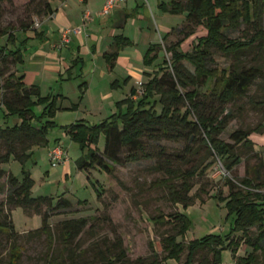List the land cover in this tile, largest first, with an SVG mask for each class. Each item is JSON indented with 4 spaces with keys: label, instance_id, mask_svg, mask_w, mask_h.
<instances>
[{
    "label": "rangeland",
    "instance_id": "obj_1",
    "mask_svg": "<svg viewBox=\"0 0 264 264\" xmlns=\"http://www.w3.org/2000/svg\"><path fill=\"white\" fill-rule=\"evenodd\" d=\"M157 1L155 4L154 0H145V6L151 10L156 23L151 20L149 27H146V21L143 32L138 30V21L129 19L125 35L130 37V44L119 50L112 71H108L104 62L105 47H102L99 53L89 51L91 45L83 47L80 51L75 45H66L59 50L56 40H52L48 35L43 39L40 26L46 23L48 16L32 15L34 10L38 9L37 2H0V31L7 26L14 30V42H9L7 36H1L0 49H18L20 53V60L16 66H10V70H16L17 74L23 76L27 87L33 86L38 91V94L32 95L33 111L37 118L42 115L44 109L54 112L53 117L46 113V117L41 118L44 123H54L53 126H48L47 145L35 148L31 159L23 166L24 170L30 172L34 182L31 195L34 198L52 197L53 204L60 198L70 202L67 209L47 211L45 206L41 209V215L48 214L47 225L54 239L51 254V244L45 235L33 234L42 226L41 215H36L32 209L25 213L20 207L5 205L10 189L5 178L0 181V221L3 220V215H8L15 232L19 234L17 245L20 251L17 264H45L48 254H51L52 258H60L64 264H105L107 258L116 257L120 249L125 252V258L115 261V264H136L137 259H141L144 264L153 260L157 261V264H183L187 255L186 249L179 261L171 258L164 260L165 253L160 240L173 235L174 227L172 224H154L153 218L176 212L185 214L189 227L177 239L184 246L191 240L207 235L224 237L233 222V217L228 216L225 199L217 198L218 195H228L225 179L237 182L248 178L255 180V183L264 184V51L256 48L234 57H226L212 50L213 63L209 65L211 68L240 71L253 66L261 70V75L243 98L223 107L229 118L225 130L219 135L222 141L232 144L230 135L233 132H249L253 145L235 148L240 161L230 173L225 172L221 162L215 161L204 175L193 177L190 180L192 188L188 193L193 197L192 204L183 207L171 201L168 189L160 185L167 175L158 169L157 165L171 159L175 169L187 171L211 162L213 159L198 140L190 143L168 140L152 143L149 145L153 154L151 160H141L123 166L108 162L112 168L111 174L98 169L78 171L76 161L82 154L87 153V148L82 152L77 141L67 134L64 126L75 122L99 125L116 111L115 105L112 110L109 109L108 99L103 95L104 92L102 93L105 83L101 80V73L107 74L110 83L115 79H122L121 87L113 89L112 92L116 103L125 98L127 90L124 79L120 78L119 74L125 73V70L131 71V83H135L136 89L142 91L143 84L147 81L144 72L153 74L164 66V60L168 62L171 58V53L167 51L170 46L181 42L184 33L189 32V37L181 43V50L189 51L196 37L201 34V28L185 24L184 15H171L158 7L161 1L167 3L169 0ZM20 22L30 23L31 29L17 31ZM171 27L174 31L168 32ZM225 34L229 38L243 39L250 36V30L241 25L237 30L225 31ZM149 43L159 45L160 49L153 53V64L145 66L143 59L152 45ZM184 66L193 73L191 65L184 62ZM83 82L91 85L87 97L83 96ZM198 83L196 90L199 93H205L212 84L210 81ZM193 89L194 86L187 88L188 91ZM44 99H48V103H43ZM155 100H158V97H155ZM204 101L209 108L218 106L216 103L209 104L207 100ZM6 113V109L0 106L1 126H12L18 122L15 114ZM258 127L260 130H255ZM58 144L63 146L66 154L64 164L51 162L48 157L49 149ZM103 144L104 139L100 136L98 150H102ZM92 147L93 145L90 146ZM161 152L163 153L160 154ZM1 168L18 179L22 178V165L16 161L3 164ZM171 183L179 188L181 180L176 178ZM261 190L264 191V186ZM81 218L86 220L82 232L75 239L63 241L61 223ZM9 243L8 238L0 233V264H8ZM250 252L251 247L244 243L237 247L234 256L231 249L224 247L220 251L219 264H236ZM206 261L211 262V254L208 250H201L195 254L193 264ZM257 264H264V255H258Z\"/></svg>",
    "mask_w": 264,
    "mask_h": 264
},
{
    "label": "trees",
    "instance_id": "obj_2",
    "mask_svg": "<svg viewBox=\"0 0 264 264\" xmlns=\"http://www.w3.org/2000/svg\"><path fill=\"white\" fill-rule=\"evenodd\" d=\"M36 2L38 9L34 10L32 15L52 14L50 0H29L32 4ZM158 7L171 15H184L186 25L201 28V34L196 37L190 50H181L182 41L190 34L185 32L181 42L178 41L167 49L171 53V58L168 62L164 60V66L153 74L144 72L147 81L136 99H131V96L136 94V88L133 87L126 98L115 103L116 111L99 125L75 122L64 126V129L74 141H77L82 152L87 148V153L82 154L76 161V167L81 172L98 169L111 174L112 168L108 162L123 166L141 160H151L153 154L149 150V145L152 143L161 140L190 143L198 140L213 159L211 162L187 171L175 169L171 159L157 165L158 169L167 175L160 185L168 189L171 201L186 207L193 201V197L188 195L192 188L190 180L193 177L204 175L215 161L221 162L225 172L230 173L240 161L235 148L253 145L249 139V132L241 130L233 132L230 135L232 144L222 141L219 135L225 130L229 118L223 107L243 98L261 75V70L253 66L240 71L218 70L209 65L213 63L212 50L226 57H234L255 48L264 51V0H169L167 4L161 3ZM241 25L249 28L250 36L234 39L225 34V31L237 30ZM29 29L30 23L20 22L17 31ZM172 31L174 30L170 32ZM179 32L182 33V30ZM1 36H7L9 42H14V30L8 26L0 31ZM129 44L130 41L125 37H114L110 51L103 54L108 71L113 70L119 50ZM158 49L160 46L157 44L149 46L143 59L145 66L153 64L155 59L153 53ZM19 60L18 49H0V106L6 109V115L15 114L18 117V122L12 126L0 125V181L5 178L10 189L5 205L12 208L20 207L25 213L32 209L36 215H41L44 206L47 211L67 209L70 202L60 198L53 204L52 197L34 198L31 195L34 182L30 172L24 170L23 166L31 159L35 148L47 145L48 126H53L54 123L52 121L44 123L41 118L46 117V113L53 117L54 112L44 109L42 115L36 117L32 95L38 94V91L33 86L27 87L23 76L17 74L16 70H10V66H16ZM184 62L193 67V73L187 70ZM126 81L123 80V83ZM204 81L212 82L211 87L206 89L205 93H199L196 90L198 82ZM110 86L116 89L120 85L115 80ZM189 86H194L195 89L188 91ZM155 97H158V100H155ZM204 100L218 106L209 108ZM42 102L48 103V99ZM49 106L51 109L52 103ZM255 130H260V127ZM100 136L104 139L101 151L97 148ZM10 161L22 165L21 179L1 168ZM176 178L181 180L179 188L171 183ZM225 186L228 195L225 197L218 195L217 198L225 199L228 216L233 217V222L224 237L207 235L191 240L184 246L177 239L189 227L185 214L176 212L152 219L154 224H172L174 227L173 235L160 240L165 253L164 260L171 258L179 261L186 249L187 255L183 264H193L197 252L208 250L211 262L198 264H219L221 249L224 247L231 249L234 256L237 247L244 243L251 247V252L240 258L236 264H257L258 255H264V191L261 190L264 184L255 183V180L248 178L237 182L226 178ZM47 220V213L41 215L42 226L33 234L45 235L52 246H49L51 253L54 239ZM85 225L86 220L83 218L63 221L62 240L67 242L75 239ZM0 233L10 242L8 264H17L20 251L17 245L19 234L15 232L8 215H3V220L0 221ZM51 254L47 255L45 264H64L60 258H52ZM123 258L125 252L120 249L118 255L109 256L105 264H115V261ZM136 264L144 263L137 259ZM149 264H157V261L153 260Z\"/></svg>",
    "mask_w": 264,
    "mask_h": 264
},
{
    "label": "crops",
    "instance_id": "obj_3",
    "mask_svg": "<svg viewBox=\"0 0 264 264\" xmlns=\"http://www.w3.org/2000/svg\"><path fill=\"white\" fill-rule=\"evenodd\" d=\"M154 1L155 4L156 2L158 3L157 0ZM104 3L105 0H51L50 6L52 8V14L48 15L46 18V23L41 24L40 35L43 37V39H45L46 35H48L49 38L56 40L58 43L61 31L65 28L81 26L83 22V16L86 12H88L90 14V21L83 29L82 34L73 36L68 45L69 47L75 45L79 51L80 49H83V47L91 45L92 47L91 49L89 48V51H97L98 53L102 47H105L103 50L104 54L110 51V46L114 37L122 36L130 40V37L125 35V29L129 19H134L135 22H139L138 30L140 32H143L146 21L148 24L146 27H149L151 20L154 21V24L156 23L151 10L147 9L145 6V0H127L121 8L119 6L113 10L110 16L107 17L99 15ZM161 3L165 4L166 2L161 1L159 4ZM172 29L173 27H171L168 32H170ZM59 50H61V48ZM102 67L103 66L101 65V69ZM118 76L124 80H127L124 83L125 87L127 88L125 93L126 98L130 93V89L135 87V83H131L133 79L131 71L125 70V73L119 74ZM100 77L105 83V88L103 89L102 93L104 92L103 95L108 99L109 109L112 110L113 106L115 105L114 97L112 95L113 89L110 86L112 82H109L107 74L101 73ZM115 80L118 81V79ZM120 80L118 81L119 85ZM82 86H84L83 96L87 97L89 91L91 90V85H87L86 82H83L81 84V87ZM119 87H121V85Z\"/></svg>",
    "mask_w": 264,
    "mask_h": 264
},
{
    "label": "built area",
    "instance_id": "obj_4",
    "mask_svg": "<svg viewBox=\"0 0 264 264\" xmlns=\"http://www.w3.org/2000/svg\"><path fill=\"white\" fill-rule=\"evenodd\" d=\"M127 0H105V3L102 9L99 12L100 16H110L114 9L121 6V4L125 3ZM90 21V14L86 12L83 16L82 25L74 28H65L60 33V39L57 43V48L60 49L66 45H68L73 36H78L82 34L83 29ZM38 26V25H37ZM141 94L140 89H136V94L131 96V99H136ZM48 157L51 162H55L57 164H64L66 161V154L64 152L62 145H55L51 149H49Z\"/></svg>",
    "mask_w": 264,
    "mask_h": 264
}]
</instances>
